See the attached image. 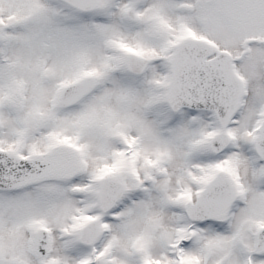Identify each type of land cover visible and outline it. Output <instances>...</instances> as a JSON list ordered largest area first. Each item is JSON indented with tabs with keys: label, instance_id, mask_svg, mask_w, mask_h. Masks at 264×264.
Returning a JSON list of instances; mask_svg holds the SVG:
<instances>
[{
	"label": "snow or ice",
	"instance_id": "6c2138e0",
	"mask_svg": "<svg viewBox=\"0 0 264 264\" xmlns=\"http://www.w3.org/2000/svg\"><path fill=\"white\" fill-rule=\"evenodd\" d=\"M0 264H264V0H0Z\"/></svg>",
	"mask_w": 264,
	"mask_h": 264
}]
</instances>
